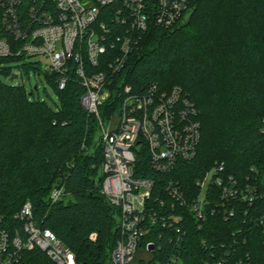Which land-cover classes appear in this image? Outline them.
Wrapping results in <instances>:
<instances>
[{
    "label": "trees",
    "instance_id": "trees-1",
    "mask_svg": "<svg viewBox=\"0 0 264 264\" xmlns=\"http://www.w3.org/2000/svg\"><path fill=\"white\" fill-rule=\"evenodd\" d=\"M190 13L171 31L151 27L122 75L140 91L151 84L165 91L180 86L198 109L200 143L195 156L179 160L171 172H156L146 149L138 151L134 171L154 178L156 193L174 179L192 197L200 192L196 182L224 163L240 185L263 192L264 0H194ZM11 61H21L26 73L43 71L24 56L0 57V214L12 217L31 201L36 222L72 248L77 264H112L120 214L100 193L104 144L97 116L81 103L79 75L71 70L66 87L59 89L60 73L44 72L58 95L52 105L36 95L37 88L29 92L2 78L15 74L6 64ZM106 102L100 111L109 118L119 101ZM53 187L65 189V197L53 202ZM219 189L215 185L211 192L217 214L202 228L185 218L183 230L154 229L148 236L156 241L154 262L167 264L177 256L182 264L223 258L264 264V226L258 222L264 198L237 203L235 215L226 218ZM28 255L53 264L42 251Z\"/></svg>",
    "mask_w": 264,
    "mask_h": 264
},
{
    "label": "built area",
    "instance_id": "built-area-1",
    "mask_svg": "<svg viewBox=\"0 0 264 264\" xmlns=\"http://www.w3.org/2000/svg\"><path fill=\"white\" fill-rule=\"evenodd\" d=\"M193 2L0 0V57H46L44 72L60 73L59 89L66 87L74 69L84 89L81 103L99 120L104 144L100 193L120 214L112 264H163L154 262L156 241L148 236L158 226L183 230L185 218L202 228L218 211V200L211 196L215 185L226 218L235 215L237 203L254 204L264 198L255 185H240L224 163L196 182L200 192L192 197L174 179L165 183L164 192L156 193L154 178L134 171L138 151L146 149L156 172H171L179 160H191L200 143L198 109L180 86L165 91L151 84L140 91L124 83L122 75L150 28L176 29L189 18ZM111 97L119 106L104 118L100 109ZM65 194V189L53 187L50 199L55 202ZM258 222L264 226V213ZM33 250L44 252L53 264H77L72 248L36 222L27 201L12 217L0 214V264H40L37 256L28 255ZM178 261L182 258L173 256L167 264ZM213 264L251 263L223 258Z\"/></svg>",
    "mask_w": 264,
    "mask_h": 264
},
{
    "label": "rangeland",
    "instance_id": "rangeland-1",
    "mask_svg": "<svg viewBox=\"0 0 264 264\" xmlns=\"http://www.w3.org/2000/svg\"><path fill=\"white\" fill-rule=\"evenodd\" d=\"M31 60L39 62V66L43 70L41 74L39 73V71L36 72L33 69H31L29 73H26L24 72L22 68L19 67V65L22 64L21 61H11L6 64L8 66H11L13 68V72L19 74V77H17L16 79L12 81L10 80V78H5V76H2V78L8 82L24 85L28 89L29 92H32V89H34V87L37 85V89H34V91L36 92V95L39 96L42 100L47 99L50 104L55 105L54 101H57L58 99L57 92L56 90L53 89L52 85L47 81L46 76H44L45 75L44 70L47 64L46 57L45 58L44 57H32L29 59V61ZM210 174L211 173L207 175V179L203 186V191H205L208 186V183H209L208 179H210V176H211ZM181 263L182 261H178L177 263H171V264H181Z\"/></svg>",
    "mask_w": 264,
    "mask_h": 264
},
{
    "label": "water",
    "instance_id": "water-1",
    "mask_svg": "<svg viewBox=\"0 0 264 264\" xmlns=\"http://www.w3.org/2000/svg\"><path fill=\"white\" fill-rule=\"evenodd\" d=\"M18 77V74H14L12 77H10L11 78V80H14V79H16ZM35 88H37V86H35ZM152 249H154V245H152V247H151V250ZM96 264H101V263H96Z\"/></svg>",
    "mask_w": 264,
    "mask_h": 264
}]
</instances>
